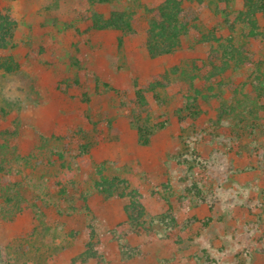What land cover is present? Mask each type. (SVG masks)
<instances>
[{"label": "rangeland", "instance_id": "1", "mask_svg": "<svg viewBox=\"0 0 264 264\" xmlns=\"http://www.w3.org/2000/svg\"><path fill=\"white\" fill-rule=\"evenodd\" d=\"M161 1H116L134 16L123 33L91 30L88 0H0L18 23L3 52L18 69L0 76V264H264V16L253 35L244 0L183 1L192 28L151 58L144 10ZM231 37L249 63L208 81ZM186 71L208 97L197 120L181 117ZM99 169L141 194L151 232L131 235L126 200L92 190ZM91 227L100 256L84 261ZM114 230L141 252L124 259Z\"/></svg>", "mask_w": 264, "mask_h": 264}, {"label": "trees", "instance_id": "2", "mask_svg": "<svg viewBox=\"0 0 264 264\" xmlns=\"http://www.w3.org/2000/svg\"><path fill=\"white\" fill-rule=\"evenodd\" d=\"M116 1L119 0H88L91 15L85 17V20L88 23L90 22L91 30L119 31L123 33L135 31L133 12L129 11L128 8H122ZM130 1H135L139 5V0ZM183 1L190 0H163L158 6L144 10L146 18V50L151 58L174 54L181 46L183 37L192 28L181 16ZM109 5L113 6L110 7ZM244 7V10L240 11L237 20L241 24L247 27L249 26L253 34L259 27L260 17L264 16V0H244ZM17 26V20L11 15L10 10L4 9L0 11V76L13 73L18 69V62L12 54L3 55V52L9 51L14 47ZM230 29L232 31L236 30L235 22L230 25ZM216 40L218 42V48H213V55L209 57L212 69L207 74L206 78L208 81L212 80V78H219L232 67L243 66L249 63L243 52L233 42L232 37L227 41L230 43L229 46H225V42H220L219 39ZM219 50H223L222 57L219 55ZM193 72H184V79L189 82L191 89L185 95L186 103L180 112L182 118L197 120L202 113V100L208 97L202 89L196 87L199 75ZM212 89L213 87H210V90ZM141 98V102L144 103V97L141 96ZM134 117L136 118L135 128L138 137L144 143H147L149 141V135L151 134V128L142 121L143 116L141 113L135 114ZM260 126L262 125H256L253 130H260ZM86 147L85 145L83 148ZM0 151H3L2 148ZM57 156V161H51L53 169H58L65 165V162L57 165L59 161L63 160L64 155L57 153ZM1 169L2 166L0 165ZM102 170L99 169L98 178L93 180L92 190H96L107 197L117 195L126 200L124 210L126 213V223L129 226L131 235L142 236L145 233L151 232L153 221L151 222L148 219L146 208L139 199L141 194L136 189L130 188L125 179L119 176L109 177ZM60 192L66 194V187L64 186ZM82 194L84 195V193ZM19 200L21 201L23 199ZM19 200L15 201L18 202L15 204L19 208V211H21L23 207L22 205L18 207L20 205ZM85 200H87L86 197ZM85 207L89 209L87 205ZM71 208L77 212L76 206L69 207L68 209ZM41 214H44L43 210H41ZM155 224L160 225L163 230L168 231L170 227L177 225V220L175 217L165 215L157 218ZM91 229L90 240L86 244L85 251L81 254V258L84 261L94 258L98 259L100 256L93 242L95 230L92 227ZM113 234L117 237L116 241L118 242L121 256L124 259H133L141 252L140 247L131 245L128 237L120 234L119 231L114 230Z\"/></svg>", "mask_w": 264, "mask_h": 264}]
</instances>
